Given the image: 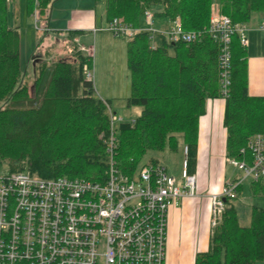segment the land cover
Masks as SVG:
<instances>
[{
	"label": "trees",
	"instance_id": "trees-1",
	"mask_svg": "<svg viewBox=\"0 0 264 264\" xmlns=\"http://www.w3.org/2000/svg\"><path fill=\"white\" fill-rule=\"evenodd\" d=\"M54 1L40 0L41 15H48ZM96 1L105 4L108 21L118 17L135 27L142 26L148 9L154 17L169 19L170 25L179 18L185 30L206 28L213 9L234 23H248L256 13L264 16V0ZM27 6L32 15L34 0H28ZM9 14V1L0 0V101H29L38 96L46 81L33 106L0 108V172L6 166L9 172L28 171L46 179L65 176L105 181L110 160L106 139L115 112L111 111L112 101L98 97L93 80L85 76L84 66L91 67L92 59L71 43L69 56L57 59L46 77V68L39 73L34 70V82L28 85V71L21 64V34L17 26L10 25ZM151 37L149 32H140L127 43L131 80L127 105L142 110L132 121L125 118L116 125L114 160L119 167L133 175L149 151H177L180 145H188L192 172L199 122L208 100L216 98L225 99L227 157L246 158L241 149L247 148L255 134H264V96L248 92L247 47L233 36L230 92L223 97L218 42L209 35L194 43L171 42L160 36L162 44L152 48ZM247 158L250 161L249 151ZM242 189L243 184L235 199H227L209 250L198 253L195 264H257L264 260V209L253 207L250 224L243 225L235 203ZM251 190L264 196V182L252 181Z\"/></svg>",
	"mask_w": 264,
	"mask_h": 264
},
{
	"label": "built area",
	"instance_id": "built-area-1",
	"mask_svg": "<svg viewBox=\"0 0 264 264\" xmlns=\"http://www.w3.org/2000/svg\"><path fill=\"white\" fill-rule=\"evenodd\" d=\"M34 3L33 17L38 23L44 18L40 0ZM144 19L145 26L135 27L117 17L104 30L128 40L149 32L153 38L165 36L171 42L186 43L209 35L220 46V91L223 97L228 96L232 38L238 36L242 46L247 47L246 23H234L217 9L212 10L208 26L199 30H185L179 18L171 20L169 29L157 30L151 9L146 10ZM79 49L91 58L89 48L82 45ZM84 73L87 79L93 78L90 66H84ZM110 121L111 133L106 139L110 160L105 181L65 176L46 179L28 171L7 169L0 172V264H165L169 208L196 190L189 146H183L180 183L165 166L151 161L129 175L113 155L116 125L126 119L111 113ZM245 152L244 159L227 158L243 176L229 179L218 194L211 196L213 227L221 221L227 199L237 197L246 179L264 181V134H255L247 148L241 149Z\"/></svg>",
	"mask_w": 264,
	"mask_h": 264
},
{
	"label": "crops",
	"instance_id": "crops-1",
	"mask_svg": "<svg viewBox=\"0 0 264 264\" xmlns=\"http://www.w3.org/2000/svg\"><path fill=\"white\" fill-rule=\"evenodd\" d=\"M27 5L28 0H19V6L22 8L23 6L27 8ZM14 9L15 5H13ZM47 13L48 15L43 17L44 21L42 22V28L48 30V34H45L44 37L48 41L46 43L65 46L61 37H66L73 40L72 43L78 47L87 45L92 53L91 68L95 69L92 80L96 90L102 96L104 94L113 96L109 90L111 87L109 79L113 73L108 70L109 67L114 69L116 57H118L120 65L125 63L127 66V43L129 40H122V37L114 36L104 30L109 22L106 18L105 4L96 0H55ZM261 23L262 15L258 13L254 14L251 20L246 23L248 92L252 96H264V29L261 28ZM141 24L145 26V19L141 21ZM66 46L70 49L71 45ZM40 47H38L39 50ZM34 54L38 55L36 52ZM103 59L104 63L106 61L104 75L99 72ZM109 61L111 63L107 64ZM114 86L117 91H120V82ZM129 95H126V99ZM102 96L98 97L103 100L112 98ZM113 109V103H111V110ZM141 110L137 115L126 119L137 117ZM224 113V98L208 100L206 112L199 122L197 155L192 171L197 178L195 194L185 196L178 205L169 208L165 264H195L197 254L209 250L213 231L211 196L218 194L225 182L236 176H228L227 131L223 122ZM180 148L183 151L181 145ZM152 159L158 163L157 159Z\"/></svg>",
	"mask_w": 264,
	"mask_h": 264
},
{
	"label": "rangeland",
	"instance_id": "rangeland-1",
	"mask_svg": "<svg viewBox=\"0 0 264 264\" xmlns=\"http://www.w3.org/2000/svg\"><path fill=\"white\" fill-rule=\"evenodd\" d=\"M10 5V14H9V22L11 26H17L18 30L21 34V64L22 69H27V74L25 75V79L28 85H32L33 78H34V70H36L38 73L41 71V69L46 68L45 77L48 75L49 69L52 66V64L59 58H63L66 56H69L71 52L67 48L66 45L72 43L73 40H69L66 37L63 38V41L65 42V46L62 44H56L51 43V45H48L44 37L45 34H48L47 31H42L40 28L42 27L41 20L38 23L35 21V18L33 17V14H29L27 11V8L23 6H19V0H15L12 2H9ZM13 5H15V9L13 10ZM46 16V13L42 15ZM36 24L39 25V29L37 28ZM153 26L157 30L161 29L167 30L165 27H169L170 22L167 18H159L154 17L153 20ZM164 25V26H163ZM50 33V32H49ZM53 33V32H51ZM45 40V41H44ZM122 40L127 41L126 38L122 37ZM77 43V42H76ZM80 43V42H78ZM158 47L162 44V40L160 36L156 35L150 38V46L153 47L155 45ZM40 47V50L38 47ZM84 46V45H83ZM85 48H87V45H85ZM50 50V51H49ZM41 51V52H40ZM34 52L38 53L36 57H39L40 60H36V57H34ZM85 53H87L85 51ZM94 61V57H93ZM36 62V65L34 66V63ZM106 63V61H105ZM104 63V59L102 60V66L99 67V72H101L104 75V71H106V64ZM111 61L107 62V64H110ZM115 65L113 68H110L109 66V72L111 71L113 74L111 75L109 79V85L111 86L109 88L110 93L113 96H106L109 98L114 107V111L118 116H123L125 118L137 115L141 108L140 106H128L127 105V99L126 95L130 94L131 92V80L129 77V69L127 68L126 64L123 63V65H120L118 57L115 59ZM113 65V64H112ZM91 68V67H90ZM112 69V70H111ZM93 77L95 69L94 67L91 68ZM113 76V78H112ZM46 79L42 82V87L45 84ZM112 82V84H111ZM117 82H120V91H117V88H115L114 85L117 86ZM125 85V86H124ZM41 87V88H42ZM38 91V96L35 98L30 99L29 101H26L24 103H18L13 101H0V108L1 107H7V108H13V107H31L35 104V102L40 100L41 90ZM97 96H102L98 93V90H96ZM125 91V92H124ZM102 97H105V96ZM130 119V118H128ZM183 146V145H181ZM152 158L157 159L158 163L165 166L167 171L175 176L177 178L178 183L182 181L181 179V173H182V162L184 159V153L181 150V148L177 151H170L169 149L163 150V151H149L143 162L139 165L141 166L143 163L149 162ZM227 169L228 176H234L239 177L240 175L243 176V173L241 170H239L236 166L227 163ZM7 168L6 166H3L2 170L5 171ZM241 173V174H240ZM239 174V175H238ZM251 178L246 179L243 182V189H242V195L239 199L235 201L238 215L240 218V222L243 225H249L251 221V212L253 207H260L264 209V196H256L252 193L251 190ZM216 227L212 226V229L214 230ZM257 264H264V260L261 262H258Z\"/></svg>",
	"mask_w": 264,
	"mask_h": 264
},
{
	"label": "bare ground",
	"instance_id": "bare-ground-1",
	"mask_svg": "<svg viewBox=\"0 0 264 264\" xmlns=\"http://www.w3.org/2000/svg\"><path fill=\"white\" fill-rule=\"evenodd\" d=\"M13 1H14V0H13ZM9 2H12V1H9ZM214 5H215V4H213V6H214ZM213 6H212V7H213ZM115 130H117V129H115ZM110 133H111V129H110ZM116 134H117V133H115V136H116ZM116 137H117V136H116ZM248 144H249V143H248ZM106 145H107V144H106ZM115 149H116V148H115ZM107 151H108V146H107ZM114 153H115V152H114ZM108 154H109V157H110V153H109V151H108ZM113 155H114V154H113ZM262 182H264V181H262Z\"/></svg>",
	"mask_w": 264,
	"mask_h": 264
}]
</instances>
